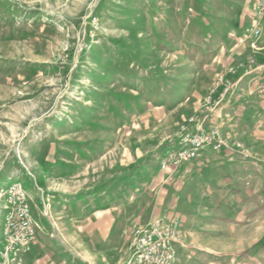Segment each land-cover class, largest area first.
I'll return each mask as SVG.
<instances>
[{"label": "rangeland", "instance_id": "rangeland-1", "mask_svg": "<svg viewBox=\"0 0 264 264\" xmlns=\"http://www.w3.org/2000/svg\"><path fill=\"white\" fill-rule=\"evenodd\" d=\"M261 1L0 0V188L19 180L111 225L103 242L51 224L24 264L123 263L127 229L170 215L178 264H264ZM249 58L241 84L227 72ZM219 76L240 81L211 108ZM192 118L233 150L160 171Z\"/></svg>", "mask_w": 264, "mask_h": 264}, {"label": "built area", "instance_id": "built-area-1", "mask_svg": "<svg viewBox=\"0 0 264 264\" xmlns=\"http://www.w3.org/2000/svg\"><path fill=\"white\" fill-rule=\"evenodd\" d=\"M260 18L264 16V1L257 6ZM250 35L253 38L259 36V29L252 28ZM255 67L253 58L246 62H236L230 66L227 73L236 74L241 71L243 75L250 74ZM232 76V75H231ZM231 81L219 76L216 85H221L217 100H208L207 103L217 106L235 86ZM237 83V81H236ZM195 124L194 131L185 130L175 148L169 149L158 161V169L165 172H174L182 164L198 158L203 151L215 153L226 152L231 149L227 141L222 137L221 131L216 126L205 128L203 120H189ZM247 156V155H246ZM245 156V157H246ZM0 198L4 199L2 209L4 211L2 241L0 249V264H21L22 255L29 251L30 244L35 237V224L29 206V198L25 185L14 181L0 188ZM48 197L42 198V216H48L47 211L51 201ZM184 245V233L181 229L178 217L175 215L162 216L146 226L133 230L129 241V260L127 264H178L179 250Z\"/></svg>", "mask_w": 264, "mask_h": 264}, {"label": "crops", "instance_id": "crops-1", "mask_svg": "<svg viewBox=\"0 0 264 264\" xmlns=\"http://www.w3.org/2000/svg\"><path fill=\"white\" fill-rule=\"evenodd\" d=\"M244 61L246 62L245 59L237 61V62H244ZM239 72L241 73V71H237L236 74L239 75ZM241 75H243V74H241ZM242 77L244 79L241 82V84H245V83L248 84L249 83V74L248 75H243ZM237 81L239 82L240 80L238 79ZM220 92H221V90L218 93H220ZM246 96H248V95H246ZM222 118L223 117H221V119ZM204 127L207 129L210 126H204ZM194 128H195V124H193V123L190 124L189 130L190 131H194ZM178 141L179 140H177L175 142V144L173 145L172 148H175L177 146ZM206 152H211V153H214V154H217V155L219 153H223V152L215 153L213 151H206L205 150V151L201 152L199 156H201L202 154H204ZM188 163H190V162H188ZM188 163H184L180 167H182L183 165L188 164ZM15 181H19V180H15ZM25 188L27 190V194H28V198H29V205H30V208H31L32 218H33L34 223L36 224V227H35V239L36 238H40V239L45 240L46 239V232L49 230V226L51 224L52 225L54 224L56 227H60V228H62L63 225L67 226L70 231H71V229H73V230L75 229V230L79 231V224H81V225H84V227H85L84 232L85 233H91V237H92V235H97L99 241H103L104 242V241L108 240L107 237L109 236V233H110L109 231H110V226H111L110 222H109L110 219H109L108 216H103V217H99V216H95V217L83 216L81 214L73 213L71 210H69V208H66L65 206H61L62 204L58 205L53 200V201H51L50 206H49L50 207V216H49V219H47L46 217L41 216L40 213H39V208H42V197H41V195L38 194V192L29 190V188H27L26 185H25ZM3 218H4V216H3ZM3 218H2V220H3ZM84 223H86V224H84ZM94 224L96 225V227H94ZM146 225L147 224H145L143 226H146ZM2 227H3V224H2V226L0 228V249L3 246ZM138 227L139 226L134 227L132 230H130V228L127 229V232H126V244L128 245V252L125 251V253L127 252L126 258L123 257L125 259V260L123 259L124 262L123 263L120 262L119 264H127L128 260H129V255H130L129 254L130 237H131V234H132L133 230L138 228ZM80 230H82V229H80ZM35 239L30 244L29 251L22 255V264H24L27 256L29 255V253L31 251V248L33 250L34 244L36 243V240H38V239H36V240ZM118 240L120 241V239H118ZM101 247L104 248L105 246L102 245ZM45 256H47V255H45ZM105 256H107V254H104V251H97L96 253H91L90 254V259L89 260H87L86 262H81L80 264H98L99 260H101V259L103 260V258ZM40 264H55V261L50 259V256H49L48 258H45L44 260L40 261Z\"/></svg>", "mask_w": 264, "mask_h": 264}, {"label": "trees", "instance_id": "trees-1", "mask_svg": "<svg viewBox=\"0 0 264 264\" xmlns=\"http://www.w3.org/2000/svg\"><path fill=\"white\" fill-rule=\"evenodd\" d=\"M219 154H222V153H219Z\"/></svg>", "mask_w": 264, "mask_h": 264}]
</instances>
